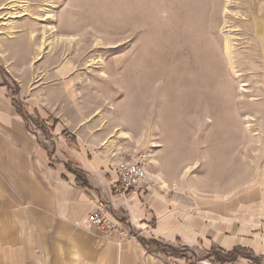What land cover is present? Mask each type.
I'll return each mask as SVG.
<instances>
[{"label": "rangeland", "instance_id": "1", "mask_svg": "<svg viewBox=\"0 0 264 264\" xmlns=\"http://www.w3.org/2000/svg\"><path fill=\"white\" fill-rule=\"evenodd\" d=\"M0 80L32 128L60 118L113 165L146 153L151 191L264 177V0H0Z\"/></svg>", "mask_w": 264, "mask_h": 264}, {"label": "crops", "instance_id": "2", "mask_svg": "<svg viewBox=\"0 0 264 264\" xmlns=\"http://www.w3.org/2000/svg\"><path fill=\"white\" fill-rule=\"evenodd\" d=\"M39 115L49 133L31 127L0 80V264H196L187 254L212 247L250 252L224 264H264V177L230 198L151 191L148 183L120 195L109 157L82 147L59 117L54 125ZM98 209L132 236L119 242L90 226Z\"/></svg>", "mask_w": 264, "mask_h": 264}, {"label": "built area", "instance_id": "3", "mask_svg": "<svg viewBox=\"0 0 264 264\" xmlns=\"http://www.w3.org/2000/svg\"><path fill=\"white\" fill-rule=\"evenodd\" d=\"M147 154L134 153L127 154L125 157L114 164L116 173L119 176V194L128 195L145 183H149L150 178L146 169L145 162ZM90 226L96 228L107 237L118 236L119 241H123L132 234L128 226L119 221L110 219L105 209H98L88 217Z\"/></svg>", "mask_w": 264, "mask_h": 264}, {"label": "trees", "instance_id": "4", "mask_svg": "<svg viewBox=\"0 0 264 264\" xmlns=\"http://www.w3.org/2000/svg\"><path fill=\"white\" fill-rule=\"evenodd\" d=\"M25 118L28 121L29 118L28 117H25ZM33 122L35 123V125L39 126V128L42 131H46V129H48L44 121L38 120L36 123V121L33 120ZM53 123H54V125H57L59 123V120L54 119ZM76 175H77V184L81 187H84V188L88 187L87 182H85V180L82 179L81 175L80 174H76ZM143 242L145 245L148 246L149 249L152 247V245H154L156 247V251H162V252L172 251L175 254L180 252V250H178L174 247H171L170 245H163V244L159 245L158 243L151 241V240H143ZM249 254H250L249 251H246L245 249H241V248H236L232 251H224L220 248L212 247V249L207 253V255L204 258H200L198 260L210 259L212 257L213 263L224 264L227 262L235 261L237 259L238 255H240L242 257H247V256H249ZM261 262H262V260L260 258H255L256 264H261Z\"/></svg>", "mask_w": 264, "mask_h": 264}, {"label": "bare ground", "instance_id": "5", "mask_svg": "<svg viewBox=\"0 0 264 264\" xmlns=\"http://www.w3.org/2000/svg\"><path fill=\"white\" fill-rule=\"evenodd\" d=\"M49 44V43H48ZM40 49H41V46H40ZM226 52H227V54H229L230 55V52H231V44H230V40L227 38V41H226ZM106 143V142H105ZM104 143V144H105ZM119 242H121V241H119Z\"/></svg>", "mask_w": 264, "mask_h": 264}]
</instances>
